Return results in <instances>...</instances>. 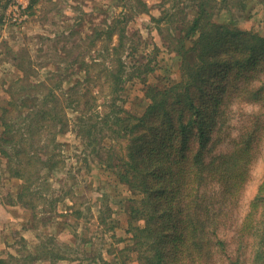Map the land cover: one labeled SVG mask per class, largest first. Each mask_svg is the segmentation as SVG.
I'll use <instances>...</instances> for the list:
<instances>
[{
	"label": "trees",
	"instance_id": "trees-1",
	"mask_svg": "<svg viewBox=\"0 0 264 264\" xmlns=\"http://www.w3.org/2000/svg\"><path fill=\"white\" fill-rule=\"evenodd\" d=\"M36 1L32 0L30 8ZM138 1L148 10L145 1ZM209 1L200 3L197 14L182 29V37L175 35L172 49L182 54L183 79L165 88L148 86L149 102L140 114L122 107L104 116V135L108 133L105 130L111 131L118 150L114 151V143L103 165L113 172L118 184L134 192L128 207V231L133 233L139 264H264V174L249 211L235 229L232 255L227 254L223 235L240 205L237 197L250 174L260 125L253 129L246 126L229 151L209 157L220 143V133L228 127L233 102L240 98L264 101V81L251 87L264 73V36L211 20ZM123 15L124 19L117 21L126 20V12ZM112 24L109 18L106 25L112 29ZM73 49L74 45H64L56 50L64 55ZM83 72L88 79L89 70ZM132 73L119 59L110 72L112 92L123 89L125 76L133 77ZM26 80L37 86L30 74L16 82ZM80 85L78 80L67 89H49L42 94L28 84V93L16 96L10 91V97L0 104V151L14 176L24 181L18 202L28 206L39 196L41 191L34 190L33 184L41 180L45 165L54 170L63 162L55 153L61 146L59 135L70 124L67 106L73 104L66 106L63 101H74L73 93ZM82 100L85 102L77 100L75 105L78 115L74 122L85 143L99 155L108 146H96L100 138L92 137L103 133L96 128L99 114L92 111L96 95L87 89ZM27 149L31 158L26 164L22 153ZM34 163L41 166L34 167ZM54 246L45 244L36 254L29 252L26 260L48 258L55 263L66 258L55 253ZM14 259L19 261L21 256L10 253L0 257V264H13Z\"/></svg>",
	"mask_w": 264,
	"mask_h": 264
},
{
	"label": "rangeland",
	"instance_id": "rangeland-1",
	"mask_svg": "<svg viewBox=\"0 0 264 264\" xmlns=\"http://www.w3.org/2000/svg\"><path fill=\"white\" fill-rule=\"evenodd\" d=\"M12 1L0 0V104L10 97V91L16 96L28 93V84L42 94L49 89H67L78 80L81 85L73 93L74 101H63L66 106L73 103L67 106L70 124L59 135L61 146L55 153L63 162L54 170L48 169V164L42 168L41 180L33 184V189L41 193L28 206L17 201L24 181L14 176L7 157L0 151V257L17 253L21 259H14L13 264H139L133 233L128 231V207L134 192L118 184L113 172L103 165L114 143V151L118 150L111 131L105 130L108 133L104 135V116L122 107L140 114L149 102L148 86L165 88L183 79L182 54L172 49L174 38L181 36L203 0H143L148 5L146 11L138 0H37L33 8L32 0H28V18L21 23L7 18ZM227 2L209 1L211 20L264 36V0ZM125 12L126 20L117 21L124 19L125 15H121ZM109 18L113 20L112 29L106 25ZM64 45H74V49L62 55L58 51ZM121 58L127 71L135 74L125 76L123 89L113 93L110 72ZM85 69L90 72L88 79ZM54 71L57 73L53 77ZM25 74L38 81L37 86L29 80L16 82ZM262 81L264 73L252 81L251 87ZM87 89L96 95L92 111L99 114L97 130H103L92 137L100 138L96 146H108L99 155L85 143L74 122L78 115L75 105L77 100L85 102L82 97ZM263 104L254 98L236 99L229 111L228 127L220 133V143L209 155L229 151L246 126L253 129L260 125L250 174L237 197L240 205L233 211L229 228L223 229L229 255L236 246L235 229L249 211L264 174ZM29 151L22 153L23 163L30 160ZM45 244L56 245L54 252L66 258L55 263L48 258L26 260L29 252L36 254Z\"/></svg>",
	"mask_w": 264,
	"mask_h": 264
},
{
	"label": "built area",
	"instance_id": "built-area-1",
	"mask_svg": "<svg viewBox=\"0 0 264 264\" xmlns=\"http://www.w3.org/2000/svg\"><path fill=\"white\" fill-rule=\"evenodd\" d=\"M28 6V0L27 2L24 0H13L6 11L7 18L18 23L24 22L28 18L26 11Z\"/></svg>",
	"mask_w": 264,
	"mask_h": 264
}]
</instances>
